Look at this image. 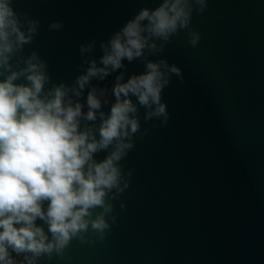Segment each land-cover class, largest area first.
<instances>
[{"label": "water", "instance_id": "95a60500", "mask_svg": "<svg viewBox=\"0 0 264 264\" xmlns=\"http://www.w3.org/2000/svg\"><path fill=\"white\" fill-rule=\"evenodd\" d=\"M157 6L158 0L13 4L40 21L25 53L38 51L57 83H72L83 71L80 45L95 40L85 55L98 59L102 41L141 8ZM53 21L63 27L49 30ZM190 27L201 37L196 47L181 31L161 54L184 80L173 76L163 91L167 125L144 123L141 109L149 133L134 137L121 162L133 171L114 201L111 233L95 244L74 240L63 257L39 264H264V0H210ZM125 64V78L144 70L138 60ZM117 74L93 84L110 90Z\"/></svg>", "mask_w": 264, "mask_h": 264}, {"label": "clouds", "instance_id": "9594fccd", "mask_svg": "<svg viewBox=\"0 0 264 264\" xmlns=\"http://www.w3.org/2000/svg\"><path fill=\"white\" fill-rule=\"evenodd\" d=\"M14 2L0 0V264H39L45 256L63 257L74 240L95 244L111 233L114 201L133 171L121 162L134 137L149 133L141 109L144 123L167 125L163 91L173 76L184 80L161 54L181 31L198 45L193 13L203 14L210 0H158L155 8H141L101 42L98 59L85 55L95 40L80 45L83 71L72 83L54 82L48 61L36 50L25 53L40 21L15 10ZM137 60L144 70L125 78V61ZM117 72L110 90L93 84Z\"/></svg>", "mask_w": 264, "mask_h": 264}]
</instances>
